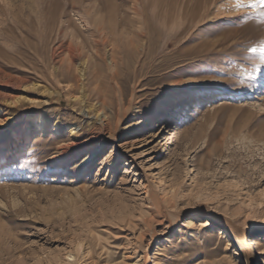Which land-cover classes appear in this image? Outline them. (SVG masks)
<instances>
[{"label": "rangeland", "instance_id": "obj_1", "mask_svg": "<svg viewBox=\"0 0 264 264\" xmlns=\"http://www.w3.org/2000/svg\"><path fill=\"white\" fill-rule=\"evenodd\" d=\"M262 49L257 0H0V264H261ZM70 61L73 150L33 120L93 118Z\"/></svg>", "mask_w": 264, "mask_h": 264}, {"label": "bare ground", "instance_id": "obj_2", "mask_svg": "<svg viewBox=\"0 0 264 264\" xmlns=\"http://www.w3.org/2000/svg\"><path fill=\"white\" fill-rule=\"evenodd\" d=\"M195 1H197V0H195ZM111 56H112L111 66L117 67L118 63L116 61V53L113 52ZM72 58H73V56L71 55L70 56L71 61L73 60ZM71 61L68 64V66L66 67V72L69 75V78H68L69 81H76V83L79 84L76 86V91L79 92L78 93L79 96L73 95L70 99H71V101L74 102V105H76V103L77 104L79 103V105H80L79 111L80 112L83 113V110L86 109L88 111L87 112L88 116L91 117L93 115V118L89 119L88 125L86 127L83 126L81 128H80L81 124L78 125L77 122H75V121L74 122L62 121L60 113H56L53 120L50 121V120H47L45 118V116L41 113V111H36L35 112L36 115H34L33 120L37 125L38 131H40L42 133L51 132L57 136V135H60L61 133L64 132L65 137L67 138V141H65V142L62 141L61 146H66V144L68 143L67 146L68 145L69 146H68V148L66 147V149L73 150V148H79V147L85 146L87 144H89L90 146H93V144L95 143V140L98 136L96 131L97 130L102 131V129L105 127L106 120L109 117L107 114H105L104 117L107 119L100 118V110H98L97 106H94V104H91L90 102L88 103L89 100H87L88 96H91V94H94L89 89L90 84H91V79L94 78L97 81V80H99V77H97V76L94 77L93 75H91L88 71V66L86 64H82L79 67H76V66L72 65ZM109 69H110V67H108V70ZM75 73H78L79 79H77L75 77ZM85 82H87V83H85ZM72 89L70 90V93H72V91H73ZM57 102H60V99H58ZM102 104L104 105V102H102ZM4 123H9L8 119H6L4 121ZM158 134L160 135L161 133H158ZM40 137H42V136H40ZM61 146H59V147H61ZM15 148L17 150L16 152H24L26 149V144H24V143H22V141H20V144L17 147L15 146ZM62 149H64V148L62 147ZM59 150H61V149H59ZM101 152H102V150L100 149V147L97 148L91 154L84 157V159L82 161V165L95 164L97 161L100 160ZM0 156L3 157L1 151H0ZM2 159H4V158H2ZM116 166H117V163L115 161L104 159L99 163V173L100 172L111 173L116 168ZM4 167H6V161L1 162V160H0V171ZM188 227H189V229H195L196 227L201 228L202 224H196V221L191 220L189 222ZM252 246L255 248L257 247V252H256L257 254L264 255V243L262 241H258L256 243L254 242V243H252ZM225 249H227V246L225 247ZM72 257H73L72 255L69 256L70 259ZM260 263L264 264V258H262V257L260 258Z\"/></svg>", "mask_w": 264, "mask_h": 264}, {"label": "snow or ice", "instance_id": "obj_3", "mask_svg": "<svg viewBox=\"0 0 264 264\" xmlns=\"http://www.w3.org/2000/svg\"><path fill=\"white\" fill-rule=\"evenodd\" d=\"M257 3L264 5V0H257ZM239 7V5H237ZM252 51H256V49H252ZM261 51H264V49H262Z\"/></svg>", "mask_w": 264, "mask_h": 264}]
</instances>
